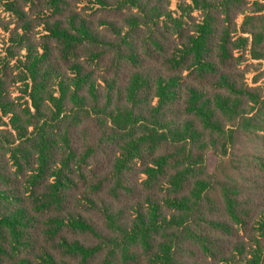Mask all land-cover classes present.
Returning <instances> with one entry per match:
<instances>
[{
	"label": "trees",
	"instance_id": "obj_1",
	"mask_svg": "<svg viewBox=\"0 0 264 264\" xmlns=\"http://www.w3.org/2000/svg\"><path fill=\"white\" fill-rule=\"evenodd\" d=\"M0 47V264H264V0H0Z\"/></svg>",
	"mask_w": 264,
	"mask_h": 264
},
{
	"label": "rangeland",
	"instance_id": "obj_2",
	"mask_svg": "<svg viewBox=\"0 0 264 264\" xmlns=\"http://www.w3.org/2000/svg\"><path fill=\"white\" fill-rule=\"evenodd\" d=\"M174 5V1L172 3V6ZM4 36V35H2ZM0 53H2V48L0 47ZM252 79V74H249L247 76V81L250 83ZM218 158L215 156V154L212 151H209L205 156V164L206 169L208 172H214L215 168L217 166Z\"/></svg>",
	"mask_w": 264,
	"mask_h": 264
}]
</instances>
